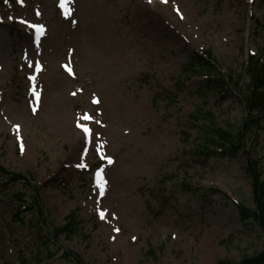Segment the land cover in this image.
I'll use <instances>...</instances> for the list:
<instances>
[{"label": "rangeland", "instance_id": "rangeland-1", "mask_svg": "<svg viewBox=\"0 0 264 264\" xmlns=\"http://www.w3.org/2000/svg\"><path fill=\"white\" fill-rule=\"evenodd\" d=\"M59 5L0 0V264H238L260 252L240 209H255L248 161L264 188V116L248 124L244 101L264 63V0H67V16ZM207 121L223 147L244 131L242 147L197 156ZM69 215L77 232L56 234Z\"/></svg>", "mask_w": 264, "mask_h": 264}, {"label": "trees", "instance_id": "trees-1", "mask_svg": "<svg viewBox=\"0 0 264 264\" xmlns=\"http://www.w3.org/2000/svg\"><path fill=\"white\" fill-rule=\"evenodd\" d=\"M264 24V23H263ZM196 63L200 65L202 63V60L198 57L196 58ZM258 64V63H257ZM256 63H254L253 66L250 67V80L251 88L253 92L251 93L250 97L245 99L247 108L249 113H256V115H264V91H261L264 89V68L261 66H258ZM209 86H211L213 89H215L217 92L222 90L223 84L218 81H210ZM257 121V119L250 118V121L247 123H252ZM211 124V123H210ZM205 128V131L203 132V138L200 140L197 145H195V148L193 151H196L197 154L200 156L207 155L209 152V146H213L216 149H224V152H231L237 148H241L242 146V139L244 137V131L240 132L238 136H236L238 145H235L232 143V141L226 140L225 147L218 145L219 138L218 136H212L211 134L214 132L213 126L210 125ZM245 126H248L247 124ZM227 137V136H225ZM216 141V142H215ZM211 142V143H209ZM208 147V149H207ZM220 147V148H219ZM231 150V151H229ZM248 169L251 176L254 178V189H255V205L256 210L254 212L249 213L248 210H241V214L243 215V220H245L247 217H251L253 219V222L255 225L261 230L262 232V247L259 253L255 254L252 257H249L238 264H264V188L261 187V183L259 181V174L256 172L252 162L248 161ZM249 214V215H248ZM248 215V216H247ZM74 228V224L68 223L61 231L66 233L67 235H70L72 233V230Z\"/></svg>", "mask_w": 264, "mask_h": 264}, {"label": "snow or ice", "instance_id": "snow-or-ice-1", "mask_svg": "<svg viewBox=\"0 0 264 264\" xmlns=\"http://www.w3.org/2000/svg\"><path fill=\"white\" fill-rule=\"evenodd\" d=\"M5 2H7V0H5ZM19 2L22 3L23 0H19ZM162 2L167 3V0H162ZM59 6L61 7V9H63V12H64V14L66 16L71 14V10L68 9V7H67V0H60V5ZM177 11H179V10L177 9ZM38 14L39 13H37V15ZM23 23H27V21H23ZM29 26L34 28V29H36V32L38 33L37 39L39 38V35H42L44 33V28H43L42 25H29ZM36 67L39 68V65L37 64ZM64 67L66 68L67 71H69L71 73V68L68 65H65ZM33 79H34V77H33ZM33 94L38 96V93L35 92V89H33ZM96 102H98V101H96ZM82 119L83 120H91L92 117L89 116V115H84V116H82ZM77 126L80 127L81 131L84 133L85 140L87 142H90L91 141V136H92L91 129L87 125L82 124V123H78ZM107 159H108L109 163L112 162L110 157L107 158ZM77 167L86 168L87 165L84 164V163H78ZM96 177H97V179L99 181L98 187L101 189V195H103V188H104V186L106 184V181H104V179H103L102 170L97 171ZM100 215H101V219H103L104 218V213L101 212ZM117 231H118V229H117Z\"/></svg>", "mask_w": 264, "mask_h": 264}]
</instances>
